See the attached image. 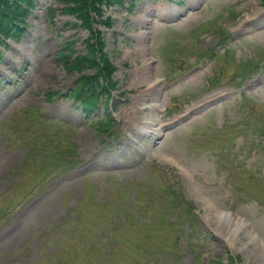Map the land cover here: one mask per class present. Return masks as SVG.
<instances>
[{
	"label": "rangeland",
	"instance_id": "rangeland-1",
	"mask_svg": "<svg viewBox=\"0 0 264 264\" xmlns=\"http://www.w3.org/2000/svg\"><path fill=\"white\" fill-rule=\"evenodd\" d=\"M36 3L0 56V264H264V157L250 153L264 128V67L236 78V64L264 57V6L123 0L106 9L111 26L99 28L119 89L112 139L94 126L102 106L82 113L65 94L81 74L57 53L67 42L68 54L85 52L87 32L55 0ZM57 91L64 97L45 100ZM206 96L215 101L185 110ZM151 104L164 127L155 150L134 124ZM68 160L75 167L44 178Z\"/></svg>",
	"mask_w": 264,
	"mask_h": 264
},
{
	"label": "trees",
	"instance_id": "trees-1",
	"mask_svg": "<svg viewBox=\"0 0 264 264\" xmlns=\"http://www.w3.org/2000/svg\"><path fill=\"white\" fill-rule=\"evenodd\" d=\"M61 3L65 4L63 12L67 14L76 15L84 29L89 32V38L86 40L87 52L85 54H80L78 51H70V55L66 54L69 47L65 46L64 51L60 53L59 57L63 62L65 69L71 70H81L86 66H92L96 69L97 74L93 77H81V92H75L77 98L86 100L87 103L95 102L98 100V95L101 92H109L115 86L110 83V76L114 71V67L108 62L107 57L102 53L103 42L100 38L99 33L93 27L95 23V17L92 14H101V5L106 4L107 6L120 3L122 0H59ZM32 8V0H0V31L4 34H9L10 26L14 29V33L19 32L17 28H14L13 23L18 22L21 18H24L28 10ZM108 25V23H105ZM76 54V56L71 59V55ZM98 77L101 79L109 80V88L105 85L106 81L99 83L100 88L95 87V83L91 85L86 90L84 85L88 82H99ZM111 88V89H110ZM109 94V93H108ZM103 125V124H102ZM108 129L109 124L105 123L103 125Z\"/></svg>",
	"mask_w": 264,
	"mask_h": 264
},
{
	"label": "bare ground",
	"instance_id": "bare-ground-1",
	"mask_svg": "<svg viewBox=\"0 0 264 264\" xmlns=\"http://www.w3.org/2000/svg\"><path fill=\"white\" fill-rule=\"evenodd\" d=\"M252 22H254V21H250L249 23H252ZM156 85H157V82L155 80H152V86H150V87L153 88V86L155 87ZM210 102L211 103L214 102L213 101V98H211V97L205 98L204 100L201 101L200 104L195 105L194 107H192L191 109H189V111H192V110L194 111L195 109L201 107L202 105L210 104ZM148 108L151 110L150 111V115L147 116L146 118L141 119L142 121L140 119H138V121L141 122L138 125L139 126H143V127H147L149 129H151L149 131L153 135L152 139H155L156 140L159 137V134H160L161 131L158 130V127L152 129V127L155 126V116H152V113H154L153 112L154 109H156L155 104H151L150 106H148ZM153 144H155V141L152 140V142L150 143V149L155 150V148H153L154 147Z\"/></svg>",
	"mask_w": 264,
	"mask_h": 264
}]
</instances>
